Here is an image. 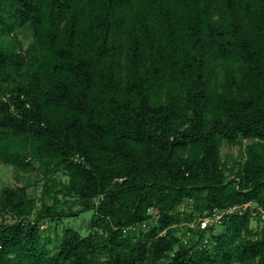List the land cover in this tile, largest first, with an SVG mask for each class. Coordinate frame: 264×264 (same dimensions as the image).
I'll use <instances>...</instances> for the list:
<instances>
[{
  "label": "trees",
  "instance_id": "1",
  "mask_svg": "<svg viewBox=\"0 0 264 264\" xmlns=\"http://www.w3.org/2000/svg\"><path fill=\"white\" fill-rule=\"evenodd\" d=\"M0 163L77 207L3 187L0 264H264V0H0ZM87 212L51 248L42 223Z\"/></svg>",
  "mask_w": 264,
  "mask_h": 264
},
{
  "label": "rangeland",
  "instance_id": "2",
  "mask_svg": "<svg viewBox=\"0 0 264 264\" xmlns=\"http://www.w3.org/2000/svg\"><path fill=\"white\" fill-rule=\"evenodd\" d=\"M24 48L30 40L23 39ZM249 143L248 140L240 139L235 145L223 144L220 149L222 160L226 161L227 167L233 164H239L243 161V148ZM237 167V166H235ZM57 183H51L47 180L41 179L34 172H25L14 169L11 166L0 163V193L3 187H24L32 204L31 216L41 208L43 204L55 205L57 210H76V198L72 195H64L59 193L61 185L59 183H66L67 177L63 172H59L52 176ZM92 212L80 214L78 217L64 218L55 221H44L42 228L50 234L52 239V247L59 242L62 232L65 228H73L77 230L82 236L89 233V224ZM6 218L10 220L7 215ZM181 231L185 232V226L180 225ZM250 228L256 231L260 228L259 223L253 219ZM130 235V233H128Z\"/></svg>",
  "mask_w": 264,
  "mask_h": 264
},
{
  "label": "built area",
  "instance_id": "3",
  "mask_svg": "<svg viewBox=\"0 0 264 264\" xmlns=\"http://www.w3.org/2000/svg\"><path fill=\"white\" fill-rule=\"evenodd\" d=\"M251 204H244V205H234L224 209H217L214 208L211 211L204 212L202 215L197 216L191 223L184 224L185 232L179 233V238H181L182 242L186 243V237L190 236L189 229L191 230H200V231H207L211 228L219 226L222 224L223 219L227 216L233 214H242L246 208H248ZM261 218L264 219V213H262ZM141 228H146V224H143ZM164 234V232H162ZM206 243V240L205 242Z\"/></svg>",
  "mask_w": 264,
  "mask_h": 264
}]
</instances>
